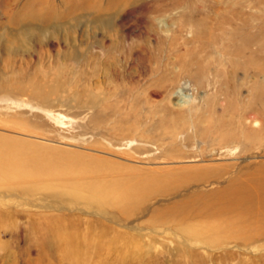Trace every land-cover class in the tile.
Segmentation results:
<instances>
[{"label": "rangeland", "instance_id": "1", "mask_svg": "<svg viewBox=\"0 0 264 264\" xmlns=\"http://www.w3.org/2000/svg\"><path fill=\"white\" fill-rule=\"evenodd\" d=\"M3 152L0 264H264V0H0Z\"/></svg>", "mask_w": 264, "mask_h": 264}, {"label": "bare ground", "instance_id": "2", "mask_svg": "<svg viewBox=\"0 0 264 264\" xmlns=\"http://www.w3.org/2000/svg\"><path fill=\"white\" fill-rule=\"evenodd\" d=\"M43 155V154H42ZM20 156V155H19ZM19 156H17V154H14V152H10L9 154L6 153L3 154L1 153L0 154V164L1 166H5V165H8V167H11V168H16L15 171L19 168H26L27 165H25V161L22 162L23 164H20L21 163V159L19 158ZM27 161V159H25ZM27 164V163H26ZM39 164V163H38ZM6 167V166H5ZM39 167V166H38ZM22 170V169H21ZM18 172V171H17ZM43 172V171H41ZM45 173L48 172V170L46 169L44 171ZM18 173H21V172H18ZM15 174V173H13Z\"/></svg>", "mask_w": 264, "mask_h": 264}]
</instances>
